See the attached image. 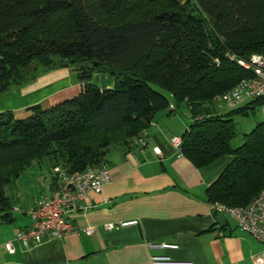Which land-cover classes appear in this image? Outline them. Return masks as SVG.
Returning <instances> with one entry per match:
<instances>
[{
    "label": "trees",
    "instance_id": "trees-1",
    "mask_svg": "<svg viewBox=\"0 0 264 264\" xmlns=\"http://www.w3.org/2000/svg\"><path fill=\"white\" fill-rule=\"evenodd\" d=\"M254 53L264 56V0H0V95L61 66L82 83L76 96L31 105L23 118L0 112V218L12 220L6 187L33 162L70 172L105 163L110 145L181 104L192 118L183 156L196 167L232 158L207 201L246 205L264 189V121L233 148V118L264 97L225 111L213 98L253 77L236 60ZM94 72L114 86L99 88Z\"/></svg>",
    "mask_w": 264,
    "mask_h": 264
},
{
    "label": "crops",
    "instance_id": "crops-1",
    "mask_svg": "<svg viewBox=\"0 0 264 264\" xmlns=\"http://www.w3.org/2000/svg\"><path fill=\"white\" fill-rule=\"evenodd\" d=\"M92 82L111 89L115 79L94 72ZM81 88L76 74L61 66L1 94L0 112L25 113L34 104L48 108L76 96ZM191 121L189 108L175 105L172 110L157 112L138 132H145L144 147L132 143L137 133L107 148L105 164L111 182L101 193L89 192L86 199L76 200L77 209L69 215L79 228L94 227L91 235L68 233L29 248L16 244L15 252L9 253L4 243L30 226L26 210L39 196L50 195L56 188L52 170L40 161L47 174L43 173L38 194L22 206L12 203L11 221L0 218V264H153V255L191 264H250L262 250L261 242L206 199V188L232 158L223 156L196 167L177 156L170 143V137L182 136ZM123 221L137 223L115 230L103 226ZM162 243L177 248L149 247Z\"/></svg>",
    "mask_w": 264,
    "mask_h": 264
},
{
    "label": "built area",
    "instance_id": "built-area-1",
    "mask_svg": "<svg viewBox=\"0 0 264 264\" xmlns=\"http://www.w3.org/2000/svg\"><path fill=\"white\" fill-rule=\"evenodd\" d=\"M232 60L234 57L229 55ZM237 63L252 72L253 77L241 80L231 89L217 94L213 98L215 108L225 111L236 108L248 100L264 97V56L251 54L248 59H237ZM218 63V60H216ZM261 116L264 119V104L260 106ZM198 115L196 119H202ZM170 143L174 147L177 156H183L181 150L182 137L171 136ZM132 143L144 147L146 145L145 132L138 133ZM158 153L159 151L156 150ZM56 188L50 195L39 196L35 203L26 210L30 219V226L16 233L12 240L4 243L6 251L14 253L16 244L29 248L40 244L49 238H61L68 233H85L91 235L94 227L79 228L73 224L69 215L77 209L76 200L86 199L89 192L101 193L104 186L111 182V176L105 163L89 165L81 172H70L60 165L52 167ZM217 212L232 217L242 231L255 237L262 244V250L255 255L250 264H264V189L244 206H229L220 202L213 203ZM136 221H123L106 223L104 228L115 230L128 225L136 224ZM176 249L177 245L162 243L149 247ZM153 264H191L190 262L175 261L169 256L153 255Z\"/></svg>",
    "mask_w": 264,
    "mask_h": 264
},
{
    "label": "rangeland",
    "instance_id": "rangeland-1",
    "mask_svg": "<svg viewBox=\"0 0 264 264\" xmlns=\"http://www.w3.org/2000/svg\"><path fill=\"white\" fill-rule=\"evenodd\" d=\"M155 88L168 94V92L159 87L155 86ZM24 116V112L14 114L15 118H23ZM233 120L237 129V133L231 141V146L233 148L238 147L242 143L244 133H248L252 130L258 122L264 121L261 116L260 108L250 110L246 115H235ZM42 162H33L34 164L32 163L31 166L26 168L17 180L14 179L7 185L6 192L12 198V203L16 204V206L25 204L24 202L36 196L42 188L41 186L44 180L43 173L45 175L47 174V167Z\"/></svg>",
    "mask_w": 264,
    "mask_h": 264
}]
</instances>
